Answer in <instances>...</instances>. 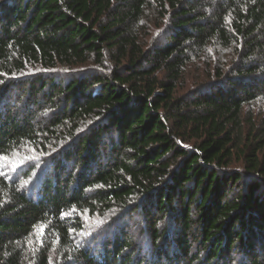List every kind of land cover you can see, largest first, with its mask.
I'll return each instance as SVG.
<instances>
[{
	"label": "trees",
	"instance_id": "trees-1",
	"mask_svg": "<svg viewBox=\"0 0 264 264\" xmlns=\"http://www.w3.org/2000/svg\"><path fill=\"white\" fill-rule=\"evenodd\" d=\"M258 101L264 0H0V264H264Z\"/></svg>",
	"mask_w": 264,
	"mask_h": 264
},
{
	"label": "rangeland",
	"instance_id": "rangeland-1",
	"mask_svg": "<svg viewBox=\"0 0 264 264\" xmlns=\"http://www.w3.org/2000/svg\"><path fill=\"white\" fill-rule=\"evenodd\" d=\"M191 77L194 76L192 73ZM244 119L246 124L249 125V122L253 121L257 126L264 119V101H258L255 104L248 105L244 108Z\"/></svg>",
	"mask_w": 264,
	"mask_h": 264
}]
</instances>
